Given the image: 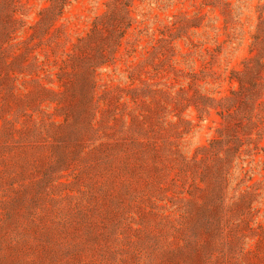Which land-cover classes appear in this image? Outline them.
<instances>
[{"label": "rangeland", "instance_id": "obj_1", "mask_svg": "<svg viewBox=\"0 0 264 264\" xmlns=\"http://www.w3.org/2000/svg\"><path fill=\"white\" fill-rule=\"evenodd\" d=\"M0 264H264V0H0Z\"/></svg>", "mask_w": 264, "mask_h": 264}]
</instances>
